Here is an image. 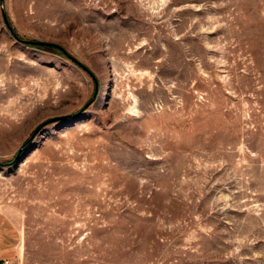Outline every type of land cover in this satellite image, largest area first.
Listing matches in <instances>:
<instances>
[{"label": "rangeland", "instance_id": "rangeland-1", "mask_svg": "<svg viewBox=\"0 0 264 264\" xmlns=\"http://www.w3.org/2000/svg\"><path fill=\"white\" fill-rule=\"evenodd\" d=\"M0 216L22 264H264V0H0Z\"/></svg>", "mask_w": 264, "mask_h": 264}, {"label": "crops", "instance_id": "crops-1", "mask_svg": "<svg viewBox=\"0 0 264 264\" xmlns=\"http://www.w3.org/2000/svg\"><path fill=\"white\" fill-rule=\"evenodd\" d=\"M10 223L8 219L0 216V264H22L18 261L19 253L15 237L9 233Z\"/></svg>", "mask_w": 264, "mask_h": 264}, {"label": "water", "instance_id": "water-1", "mask_svg": "<svg viewBox=\"0 0 264 264\" xmlns=\"http://www.w3.org/2000/svg\"><path fill=\"white\" fill-rule=\"evenodd\" d=\"M17 39H18V41H21V42H24V43H29V44L39 43V42H36V41L26 40V39H22V38H19V37H17Z\"/></svg>", "mask_w": 264, "mask_h": 264}, {"label": "trees", "instance_id": "trees-1", "mask_svg": "<svg viewBox=\"0 0 264 264\" xmlns=\"http://www.w3.org/2000/svg\"><path fill=\"white\" fill-rule=\"evenodd\" d=\"M52 47V46H51ZM54 48V47H53ZM55 49H57L59 51V54H62L63 56L69 57V55L64 51V50H60L59 48L55 47ZM72 58V57H71ZM73 59V58H72ZM75 63H77V61H73Z\"/></svg>", "mask_w": 264, "mask_h": 264}, {"label": "built area", "instance_id": "built-area-1", "mask_svg": "<svg viewBox=\"0 0 264 264\" xmlns=\"http://www.w3.org/2000/svg\"><path fill=\"white\" fill-rule=\"evenodd\" d=\"M5 264H9V261H5Z\"/></svg>", "mask_w": 264, "mask_h": 264}]
</instances>
